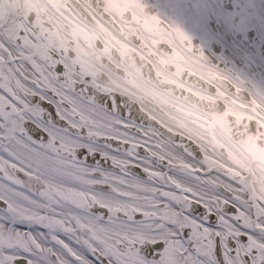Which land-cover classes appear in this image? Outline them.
I'll return each mask as SVG.
<instances>
[{"label": "snow or ice", "instance_id": "snow-or-ice-1", "mask_svg": "<svg viewBox=\"0 0 264 264\" xmlns=\"http://www.w3.org/2000/svg\"><path fill=\"white\" fill-rule=\"evenodd\" d=\"M0 264H264V182L132 111L0 8Z\"/></svg>", "mask_w": 264, "mask_h": 264}, {"label": "flooded vegetation", "instance_id": "flooded-vegetation-1", "mask_svg": "<svg viewBox=\"0 0 264 264\" xmlns=\"http://www.w3.org/2000/svg\"><path fill=\"white\" fill-rule=\"evenodd\" d=\"M44 3L58 20L45 15L48 8L41 9L40 0H0V8L17 23L42 35L57 53L111 94L120 96L132 111L152 117L162 114L163 125L175 135L219 163L250 173L249 182H264V128L249 116L257 112V103L264 99V83L259 77L264 69V30L229 22L227 26H214L196 39L190 36L193 41L189 44L188 37L178 31L159 33L155 28H137L138 14L123 0ZM19 9H23V15L18 14ZM243 52L253 54L254 59L244 60ZM154 59L161 65L173 61L182 69L178 80H165L172 89L170 97H161L156 90L141 85L145 65L150 70L149 78L161 77L151 63ZM220 80L229 82L233 91L223 87ZM173 87L185 96H175ZM196 100H206L222 111L207 114ZM241 134L246 138L239 140ZM240 145L251 156L236 159L231 146L243 150Z\"/></svg>", "mask_w": 264, "mask_h": 264}, {"label": "rangeland", "instance_id": "rangeland-1", "mask_svg": "<svg viewBox=\"0 0 264 264\" xmlns=\"http://www.w3.org/2000/svg\"><path fill=\"white\" fill-rule=\"evenodd\" d=\"M123 4L132 5L133 0H125ZM152 5L186 20L189 24L198 21V27L190 32L192 37L200 36L203 31H207L206 27L211 20L221 25H227L229 22L237 25L246 23L250 27L264 30V0H143L140 3L137 1L135 6L132 5L139 18L136 23L137 28L141 29L145 26L163 33L169 28L162 20L151 16V11L148 9L152 8ZM202 8L207 9L205 15L198 14V10ZM234 157L238 159L236 154ZM262 177L264 179V176Z\"/></svg>", "mask_w": 264, "mask_h": 264}, {"label": "clouds", "instance_id": "clouds-1", "mask_svg": "<svg viewBox=\"0 0 264 264\" xmlns=\"http://www.w3.org/2000/svg\"><path fill=\"white\" fill-rule=\"evenodd\" d=\"M39 7L41 9L48 8V12L45 14L46 16L53 17L54 20H58V17H56L55 12L52 11V9L44 3V0H40ZM207 12V9H199L198 14L199 15H205ZM18 14L23 15L24 11L23 9L18 10ZM151 16L153 18H158L159 20H162L164 22V25L168 27L169 29L173 31H178L182 35L188 37L189 44L192 43V39L190 38V32L198 27L199 22L193 21L191 24H189L186 20L179 19L176 16L169 14L168 12L164 11L162 8H159L157 6H153L151 9ZM61 37L64 39H67V37L64 35L63 32H61ZM197 50H201V46L195 45ZM242 58L246 61H252L254 59L253 54L249 52H243ZM153 68L157 69L161 73V77L157 78H149L150 76V70L147 68V66H143L144 71V77L141 79V85L146 86L149 88H152L156 90L161 97H170L172 93V89L165 84V80H178L180 78L182 69L179 66H174L173 61H170L167 65H161L157 59H154L151 61ZM231 70L234 73H237L234 69L231 68ZM110 79H115V77H112ZM250 81V80H249ZM120 83H123V80H120ZM213 110L215 111H222L219 106H213ZM246 137L241 134L238 136L239 140H243Z\"/></svg>", "mask_w": 264, "mask_h": 264}]
</instances>
